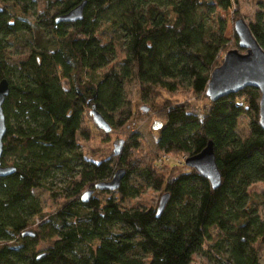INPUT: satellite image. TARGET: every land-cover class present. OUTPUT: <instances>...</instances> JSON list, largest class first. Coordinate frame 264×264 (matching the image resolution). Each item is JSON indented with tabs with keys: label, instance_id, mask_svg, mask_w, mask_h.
<instances>
[{
	"label": "trees",
	"instance_id": "16d2710c",
	"mask_svg": "<svg viewBox=\"0 0 264 264\" xmlns=\"http://www.w3.org/2000/svg\"><path fill=\"white\" fill-rule=\"evenodd\" d=\"M81 3V19L57 21ZM235 3L0 0V81L9 82L1 163L15 167L0 176V264H191L199 252L210 254L212 264H264L260 196L250 192L264 184L261 93L246 87L217 101L206 95L231 42L245 51L234 24L226 23L238 14ZM249 26L264 48V17ZM14 40H25L29 52L10 64L5 51ZM119 46L125 55L117 67ZM134 89L140 110L131 104ZM181 90L208 98L210 107L200 115L185 101L161 102L164 92ZM93 107L113 129H126L118 155H84L78 140L91 139L85 118ZM149 111L162 117L150 140L140 116ZM245 115L249 134L242 136ZM209 141L218 187L194 168L158 167L163 156L187 158ZM120 168L126 172L116 190L96 189ZM58 173L68 180L58 193L62 201L47 214L34 189L53 184ZM145 187L169 193L161 213L157 205L126 204ZM41 242L48 245L38 249Z\"/></svg>",
	"mask_w": 264,
	"mask_h": 264
},
{
	"label": "rangeland",
	"instance_id": "374dc122",
	"mask_svg": "<svg viewBox=\"0 0 264 264\" xmlns=\"http://www.w3.org/2000/svg\"><path fill=\"white\" fill-rule=\"evenodd\" d=\"M236 8H238V14L232 18L226 20L227 26H233L235 20L239 17L243 18L247 23L256 22L258 15L264 17V0H237L235 3ZM227 27V28H228ZM230 49H234L235 46L233 42L230 44ZM229 49V50H230ZM29 52V45L25 40H14L11 42L10 46L5 51V56L8 59L10 64L17 63L21 58L25 57ZM124 50L123 47H118L117 57L115 58L114 62L118 67V61L124 57ZM66 86V84H65ZM163 98L161 102L166 100V97L170 99H174L177 101H185L186 103H190L189 107L192 111L202 115L204 111H206L210 107V100L208 98H204L201 96L194 95L191 91L181 90L176 92L175 94L165 93L162 94ZM161 97V96H160ZM141 99L136 94V89L133 90L132 96V107L134 110H140V107L143 103L140 101ZM147 106V105H146ZM92 108L86 114V126L89 128L91 133V139L85 140L82 137H79V144L83 153L86 157L100 160L103 158L112 157L114 155H118L115 153V149L121 145V142H126L127 140V131L125 128H117L113 129L110 132H105L104 130L100 129L96 123L94 122L93 115L91 113ZM152 111V110H151ZM140 112V116L146 115L144 121L142 122L143 127L145 128L146 132V139H149L150 131L152 126L156 124L157 120L162 121L161 115H158L154 112ZM249 118L245 115L240 118V124L238 131L242 136H246L249 134V127H248ZM120 126V125H119ZM154 135H157L155 130ZM152 134V132H151ZM122 143V147L123 144ZM122 150V148H121ZM141 155V154H140ZM161 155L158 156L157 160L159 161ZM186 156L184 154H170L168 159L162 161L163 163L160 164L158 162V167H162L161 171L169 172L173 169L181 170L184 169L187 165L185 164ZM51 180V179H50ZM68 177H66L63 173H58L53 178V184L49 186H44L40 188L34 189V194L40 201L41 205L43 206V211L45 213H51L54 209L57 208L59 203L62 201V197L58 194L60 191V187H64L67 183ZM250 192L252 195H255L257 199L261 202L259 206V214L261 217L264 218V184L263 183H255L251 185ZM165 192L160 190L156 191L150 187H145L142 195L137 198L132 199L131 201L126 202L127 205L131 206H159L160 199ZM214 235L216 234V230H213ZM216 236V235H215ZM48 245V242H41L38 244V249H43ZM210 242L205 243V249L208 248ZM213 254V253H212ZM214 258L210 257V254H205L204 252L195 253L193 255V260L191 264H212L214 262ZM217 261V260H216Z\"/></svg>",
	"mask_w": 264,
	"mask_h": 264
},
{
	"label": "water",
	"instance_id": "95a60500",
	"mask_svg": "<svg viewBox=\"0 0 264 264\" xmlns=\"http://www.w3.org/2000/svg\"><path fill=\"white\" fill-rule=\"evenodd\" d=\"M84 3H81L68 13L61 15L57 21H76L82 18ZM234 30L239 39V47L245 51H240L238 48L228 50L223 58L222 63L215 67L211 73L206 95L212 100L217 101L231 93H236L246 87H254L261 93L260 97V125L264 130V48L253 35L249 23L239 17L234 22ZM9 94V82L7 79L0 81V176H6L15 171L13 166H4L1 163L3 153V138L6 132V119L3 109L4 101ZM96 125L110 132L112 126L105 116L95 107L91 111ZM122 143L115 149V153L119 154L122 148ZM185 164L188 167L196 169L198 173L206 177L213 188H216L221 183V172L218 168L213 142L209 141L207 146L197 154L190 155L185 159ZM125 169L116 170L111 180L103 181L96 184V189L116 190L122 178L125 175ZM94 190L86 191L82 199L87 201L93 194ZM169 193L165 192L158 206V213L164 209ZM27 235H34L30 230L24 232Z\"/></svg>",
	"mask_w": 264,
	"mask_h": 264
},
{
	"label": "built area",
	"instance_id": "2783aa9c",
	"mask_svg": "<svg viewBox=\"0 0 264 264\" xmlns=\"http://www.w3.org/2000/svg\"><path fill=\"white\" fill-rule=\"evenodd\" d=\"M164 159H168V156H163ZM163 158L161 159V161L163 160Z\"/></svg>",
	"mask_w": 264,
	"mask_h": 264
}]
</instances>
